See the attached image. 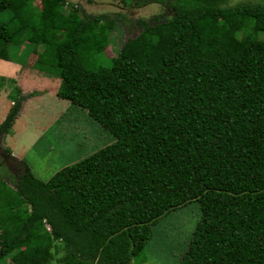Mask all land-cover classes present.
Here are the masks:
<instances>
[{
	"label": "trees",
	"instance_id": "16d2710c",
	"mask_svg": "<svg viewBox=\"0 0 264 264\" xmlns=\"http://www.w3.org/2000/svg\"><path fill=\"white\" fill-rule=\"evenodd\" d=\"M39 1L52 12L0 0L11 12L0 21V59L18 39L39 45L37 69L59 77L55 95L113 141L47 180L24 159L12 187L0 180V261L14 252L18 262L48 264L61 250L59 264L141 263L152 226L196 201L175 264H264V4L120 0L171 14L137 19V33L107 57L111 28L132 24L125 13H65V0ZM26 97L15 89L2 136Z\"/></svg>",
	"mask_w": 264,
	"mask_h": 264
},
{
	"label": "rangeland",
	"instance_id": "374dc122",
	"mask_svg": "<svg viewBox=\"0 0 264 264\" xmlns=\"http://www.w3.org/2000/svg\"><path fill=\"white\" fill-rule=\"evenodd\" d=\"M228 1L230 5L245 1L264 4V0ZM30 3L43 16L52 12V2L42 5L39 0H30ZM72 6L90 14L106 13L113 16L118 11L125 13L132 21V24L124 21V25L117 23L111 28L103 52L107 57L115 56L124 39L137 33V19L150 20L153 16L161 18L171 14L169 8L155 3L125 9L120 0H65L62 10L66 13ZM10 14L8 10L0 11V21L7 19ZM75 15L80 16V13ZM225 20L231 28H236L235 20L228 16ZM236 47L241 46H226L227 49ZM7 49V60L0 59V119L7 112L16 88L27 97L21 103L12 133L4 136L0 134V180L12 187L21 171L18 161L23 159L36 178L47 180L59 168L113 141L112 135L92 119L85 109L55 95L59 77L37 69L34 51L41 50L39 45L34 47L18 39L16 43L7 44ZM30 94L33 95L28 97ZM198 215L199 205L196 201L166 213L152 226V236L139 255L143 262L138 263L175 264ZM52 254L48 264H59L57 259L63 252L58 250ZM18 261L12 252L1 259L0 264H25Z\"/></svg>",
	"mask_w": 264,
	"mask_h": 264
},
{
	"label": "crops",
	"instance_id": "0c3cea01",
	"mask_svg": "<svg viewBox=\"0 0 264 264\" xmlns=\"http://www.w3.org/2000/svg\"><path fill=\"white\" fill-rule=\"evenodd\" d=\"M4 69V68H3ZM21 109V108H20ZM4 110V109H3ZM2 114H3V112H2ZM2 118H3V116H2ZM1 120V119H0Z\"/></svg>",
	"mask_w": 264,
	"mask_h": 264
}]
</instances>
